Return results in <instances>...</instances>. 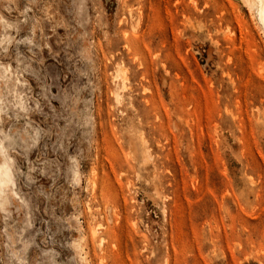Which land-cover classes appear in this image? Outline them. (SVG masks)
Wrapping results in <instances>:
<instances>
[{
  "label": "rangeland",
  "instance_id": "obj_1",
  "mask_svg": "<svg viewBox=\"0 0 264 264\" xmlns=\"http://www.w3.org/2000/svg\"><path fill=\"white\" fill-rule=\"evenodd\" d=\"M245 1L0 0V264H264Z\"/></svg>",
  "mask_w": 264,
  "mask_h": 264
},
{
  "label": "bare ground",
  "instance_id": "obj_2",
  "mask_svg": "<svg viewBox=\"0 0 264 264\" xmlns=\"http://www.w3.org/2000/svg\"><path fill=\"white\" fill-rule=\"evenodd\" d=\"M246 2V1H245ZM251 4L247 6L256 8L257 18L260 20V24H262L264 29V0H248ZM246 2V3H247ZM250 8V9H251ZM12 183V173L9 163L7 162L4 146L0 144V205L4 206L8 200L9 195H14V191L11 189L10 185ZM98 228H92V234L95 235ZM101 241L104 238H100Z\"/></svg>",
  "mask_w": 264,
  "mask_h": 264
}]
</instances>
